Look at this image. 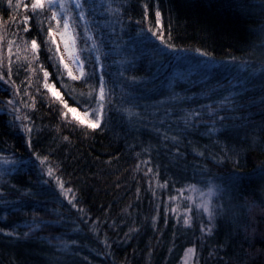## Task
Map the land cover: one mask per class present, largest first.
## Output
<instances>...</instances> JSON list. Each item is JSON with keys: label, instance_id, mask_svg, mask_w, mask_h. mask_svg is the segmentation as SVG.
I'll return each instance as SVG.
<instances>
[{"label": "trees", "instance_id": "trees-1", "mask_svg": "<svg viewBox=\"0 0 264 264\" xmlns=\"http://www.w3.org/2000/svg\"><path fill=\"white\" fill-rule=\"evenodd\" d=\"M129 2L135 5L129 14L139 19V3L137 0ZM261 2L262 0H162V24L167 26L171 9L174 43L178 48L190 51L168 52L167 57L159 58V63L155 66L138 64L134 72H127L126 75H135L145 81L140 85V92L136 93L145 98L120 107H132L134 112L147 115L148 120H151L149 114L155 111L153 106L160 100L168 99V87L172 84L181 96L191 97L181 102L180 106L183 108L199 109L203 105H212L219 109V115L239 116L240 113L231 111V105L222 108L218 101L229 95V91L240 92L248 99L255 100V104L245 110V115L251 117L253 125L261 124L264 119L259 107L262 102L261 86L264 84L259 77L264 76L261 64L264 61V10H261ZM115 7L116 2L113 3V8ZM101 12L103 15L99 19L107 20L112 16L108 10L101 9ZM0 16L5 21L8 18L3 12H0ZM153 17L154 13L150 11L149 20H153ZM123 39L129 42L135 40L137 44H125L124 49L114 54L111 60L104 61L106 70L113 74L120 67L119 61L132 59L131 54L139 45L140 38L135 37L134 33L131 38L124 36ZM80 46L78 43L77 50ZM198 48L208 52L212 59L199 56L195 51ZM4 54L7 55L6 45ZM230 57L236 58L237 65L244 62L247 69L235 71V66L228 63ZM109 63H112L110 68L107 67ZM253 67L255 72L249 75ZM49 71L52 72L53 69ZM246 75H249L253 83H246L248 92L242 93L240 78ZM71 83L76 92L82 90L79 81ZM213 87L217 88V92L208 94ZM153 88L164 95L154 94L151 91ZM57 89L63 94L62 89ZM120 92L121 89L118 88L117 98ZM128 94L129 92L125 93ZM7 98L8 93L0 91V100ZM233 98L238 99L235 96ZM68 102L70 106H75L71 100ZM164 107L166 105L160 106L157 116L163 118ZM32 115L36 125L47 126L38 150L50 155V162L54 166L53 174L51 177L41 176L39 169L32 164L21 167L11 162L17 159L28 160L29 154L24 142L26 134L10 129L8 121L12 117L7 114L6 109L0 111V149L4 150L0 151V190L7 193V200L24 203V209L19 213H12L9 206L0 204V228H15L22 235L28 231L23 224L32 219L33 210L39 214V218L49 223L42 225L28 238L17 240L0 234V264H184L186 249L193 245L196 247L194 260L198 258L200 264H224V260L228 264H235L234 260L225 256V249L222 247L227 243L228 232L224 219L215 222L211 234L200 231L199 213L191 227L183 224L184 205L198 202V192L182 193L181 199L171 204V207L178 208L177 213L167 212L168 223L165 224L163 214H158L154 208L157 204H160L161 209L164 208L161 197L167 202L169 192L158 188L154 179L152 187L156 196L153 197L147 190V177L144 175L147 167L158 165L155 170L159 172L160 183L165 180L179 181L187 187L188 181L185 178L191 177L193 172L203 166L206 172L210 171L211 176L198 178L223 186L233 169L231 162H227L226 166L213 167L211 164H204L195 154H189V148L184 153L186 160H181L177 167L173 156L163 146H159L156 134L149 133L142 126L148 124V120H129L127 113L122 111H113L103 132L96 131L87 136L79 131L72 132L68 143L58 139L53 143L50 139V136L55 135L50 130L56 126L57 121L49 115L46 105L38 104ZM205 120L208 121L207 127L211 128L207 116ZM224 123L231 126L234 121L226 120ZM148 127L151 125L148 124ZM245 133L256 137V142L245 146L240 154L239 171L248 178L254 168L264 165V144L259 143V128L245 126L241 129L239 123L232 130V141L242 140ZM64 135H69L67 130H64ZM187 140L198 144L201 151L207 147L209 158L213 153L219 154L218 148L230 143L219 132H207L205 126L193 129L186 137L185 144L181 145L182 148ZM157 146L160 148L159 152L156 151ZM5 157L7 163L4 161ZM145 160H150L151 164L141 163ZM57 165L59 171L55 167ZM57 179L63 181L66 188L73 189V192L61 194ZM5 181L8 182L7 185ZM13 184L22 192L31 191L33 196L21 197L10 187ZM137 188L140 189L139 193ZM246 191L250 193L246 198L249 205L257 198L264 200V182L253 178V183ZM72 195L78 197V207L84 208V213H79L68 205L65 197L71 198ZM189 196L193 198L192 201L186 199ZM233 203L239 205L243 202ZM234 210L238 211V208ZM24 212L28 215H24ZM248 215L260 218L264 213L260 208H253ZM81 216L88 220L86 225L81 223ZM177 216L181 217L179 223ZM188 218H192V214ZM202 219L207 221L206 214H203ZM250 223L251 227L264 232V223ZM233 245L227 252L231 256L235 250L241 264H260L264 260V255L253 260L256 250L264 249V241L256 240L253 248H248L247 244L240 247L237 241H233ZM210 252L214 255L209 256ZM217 256L224 257V260H218Z\"/></svg>", "mask_w": 264, "mask_h": 264}, {"label": "snow or ice", "instance_id": "snow-or-ice-1", "mask_svg": "<svg viewBox=\"0 0 264 264\" xmlns=\"http://www.w3.org/2000/svg\"><path fill=\"white\" fill-rule=\"evenodd\" d=\"M114 2H116L115 8H113ZM137 3L141 7L139 19L129 14L130 10L135 8L129 0H0V12L6 13L8 17L5 21L3 16H0V91L8 93L7 99L0 100V111L6 109L7 114L12 117L8 121L10 129L26 134L24 142L29 154L28 160H12L13 164H19L21 167L32 164L39 169L41 176L51 177L53 174L54 166L50 162V155L38 150L41 137L47 129V126L36 125L33 119L32 114L37 110L38 104L46 105L49 115L57 121L56 126L50 130L55 133L54 136H50L53 143L57 139L64 143L70 142L71 133L76 131L84 136L96 131L103 132L114 110L127 113L129 120H148L147 115L134 112L132 107H120L133 100L145 98L142 95H136L140 92V85L145 81L135 75L128 76L126 73L134 72L138 64L147 63L155 66L159 63V58L167 57L168 52H187L190 49L178 48L174 43L171 9H169L167 26L162 24L164 16L162 0H137ZM260 7L264 10V0ZM101 9L110 11L111 18L99 19L98 17L103 15ZM150 11L154 13L153 20H149ZM117 26H119L118 31ZM133 33L140 39L139 45L131 54L132 59L119 61L120 67L117 68L115 74L108 72L104 61L111 60L114 54L124 49L125 44H137L135 40L129 42L123 39L124 36L131 38ZM78 43L81 45L79 50H77ZM5 45L6 56L4 54ZM195 51L201 57L212 59L206 51L199 48ZM228 63L236 66L237 60L235 57H230ZM261 64L264 67V61H261ZM239 66L246 67L244 62H240ZM107 67H112V63H109ZM49 69L53 71L50 72ZM254 72L253 67L249 75ZM249 75L240 78L242 93L248 92L246 83H253ZM18 78L19 83H17ZM76 81L80 82L79 87L82 89L80 92H76L71 83ZM262 81H264V76H262ZM58 87L63 90V94L57 90ZM118 88L121 89L119 98H117ZM151 91L156 95H164L156 88ZM126 92L129 94L125 95ZM216 92L217 88L213 87L209 89L208 94ZM261 94L262 102L259 107L264 117V84L261 86ZM234 96L238 99H234ZM187 99L191 97L181 96L170 84L168 99L160 100L157 105L153 106L155 111L149 114L152 117L148 120L151 127L149 128L148 124L142 126L147 128L149 133L156 134L159 146H163L167 153L173 156L177 167L180 166L181 160H186L184 153L189 148L191 149L189 154H195L197 158L204 161V164L219 167L231 162L233 169L228 174V181L221 186L207 179H199L198 177L211 176L210 171L206 172L201 166L193 172L191 177L185 178L188 181L187 187L179 181L165 180L160 183L159 172L155 170L159 167L157 165L147 167L144 172L147 177V190L152 193L153 197L156 196L152 187L154 179H156L158 188L168 190L167 202L161 197V204L165 205L164 208L161 209L160 204L155 205L154 208L158 214H163L165 224L168 223L167 212L177 213L178 208L171 207V204L178 202L182 193L198 192V202L194 201L191 205H184L183 224L191 227L194 218L199 213L201 216L200 231L211 234L215 222L218 219H224L228 226L227 243L222 245L225 249V256L234 260L235 264H241L235 250L231 256L227 252L228 248L234 247L233 241H237L240 247L247 244L248 248H253L256 240L264 241V232L251 227L250 223V221H254L257 225L264 223V216L256 218L248 215L253 208H260L264 213V200L257 198L250 205L246 201L247 196L250 195L246 189L253 183V178L264 182V165L254 168L248 178L241 174L239 171L240 154L245 150V146L256 142V137L245 133L242 140L232 141L231 133L236 123H239L241 129L245 126H251L253 129L259 128L261 133L259 143L264 144V119L261 124L253 125L251 117L245 115V110L254 105L255 100L254 98L248 99L240 92L229 91V95L218 101L222 108L231 105V111L240 113L239 116L219 115V109L213 108L212 105H203L199 109L181 107V102ZM69 100L75 106H70ZM161 105H166L163 109V118L157 116ZM69 114L72 115L71 120L68 118ZM206 116L211 122V128L207 127ZM226 120H232L234 123L231 126L225 125ZM200 126H205L206 131L210 133L219 132L223 139L230 143L225 144L223 148H218L219 154L213 153L211 158H209L207 147L201 151L198 144L192 140H187V144L182 148L181 145L185 144L186 137L193 129ZM64 130H67L69 135H64ZM159 146L156 148L157 152L160 150ZM213 147L218 146L213 145ZM0 151L4 150L0 149ZM4 161L8 162L6 157ZM141 163L149 165L151 161L145 160ZM55 167L58 171L60 170L58 165ZM136 167L138 169L139 164ZM56 182L61 194L73 192V189L65 187L63 181L57 179ZM4 183L8 184L7 181ZM10 187L21 197L33 196L31 191L22 192L14 184ZM139 192L140 189L137 188V193ZM172 192L176 194L172 195ZM6 196L7 193L0 190V204L9 206L12 213H19L24 209L23 202L9 201L5 198ZM65 198L72 209H76L79 213L85 212L84 208L78 207V197L72 195L71 198ZM186 199L193 200L190 196ZM233 201L243 203L237 205ZM237 208L238 211L234 210ZM189 214H192V218H188ZM203 214L207 216L206 222L202 219ZM24 215L28 213L24 212ZM31 215L30 221H24L23 226L28 231L23 232L22 235L15 228L12 230L0 228V234L17 240L28 238L42 225L49 223L39 218L35 210ZM180 219L181 217L177 216V223ZM80 221L85 225L88 223L84 216L80 217ZM153 223H155V218H153ZM127 235L126 233L125 236ZM195 252V245L186 249L185 264H188L187 255L195 256ZM256 253L253 260L264 255V249H257ZM213 255L214 253H209V256ZM216 258L224 260L222 256ZM194 264H200L198 258L194 260ZM224 264H228V261L224 260ZM260 264H264V260H261Z\"/></svg>", "mask_w": 264, "mask_h": 264}, {"label": "rangeland", "instance_id": "rangeland-1", "mask_svg": "<svg viewBox=\"0 0 264 264\" xmlns=\"http://www.w3.org/2000/svg\"><path fill=\"white\" fill-rule=\"evenodd\" d=\"M61 47H63L62 45H61ZM233 69L235 70V71H244L245 69H247L246 67H240L239 65H236L235 67H233ZM259 77H260V79L262 78V75H259ZM57 90H59V89H57ZM62 94V93H61ZM49 95H50V93H49ZM80 112V110L78 109V113ZM68 118H70V119H72V115L71 114H69V117ZM194 257L195 256H193L192 254H188L187 255V262H188V264H193V262H194ZM52 264H55V263H52ZM184 264H185V258H184Z\"/></svg>", "mask_w": 264, "mask_h": 264}]
</instances>
